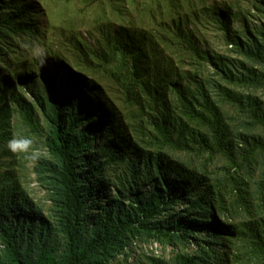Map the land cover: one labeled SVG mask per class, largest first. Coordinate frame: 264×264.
<instances>
[{"label":"trees","instance_id":"1","mask_svg":"<svg viewBox=\"0 0 264 264\" xmlns=\"http://www.w3.org/2000/svg\"><path fill=\"white\" fill-rule=\"evenodd\" d=\"M84 3L86 36L69 34L54 57L73 83L61 82L47 107L40 101L49 158L36 173L50 221L20 189L6 147L16 134L12 104L28 134H43L34 103L2 75L4 57L34 42L36 13L0 1V264H264V23L238 31L231 6L214 0ZM213 28L235 56L210 47ZM81 82L95 92L89 103H105L99 114L64 90ZM109 88L129 122L149 125L148 150L127 136ZM121 165L125 175L112 181ZM142 183L152 190L139 192ZM137 241L180 249L130 262Z\"/></svg>","mask_w":264,"mask_h":264},{"label":"rangeland","instance_id":"2","mask_svg":"<svg viewBox=\"0 0 264 264\" xmlns=\"http://www.w3.org/2000/svg\"><path fill=\"white\" fill-rule=\"evenodd\" d=\"M2 1V0H0ZM24 5H27L31 11L35 14V20L38 25L36 28V35L34 36V42L42 46L44 53L46 54L47 63L41 68L30 50H26L22 54H13L9 57H4L5 66L2 73L4 80L8 81L11 86L14 87L17 94L22 95L28 101L34 103L37 109L38 118L42 124L43 134L34 135L28 134L26 129L21 126L19 111L17 110V104H12L15 108L12 124L15 129L16 136H30L34 141V146L39 148L44 155L35 163L25 160L23 154H15L13 159H8V163H12V171L14 172L20 189L23 190L27 198L33 203V206L38 207L44 217L53 221L52 204L49 199L46 188L41 184L36 173V166L39 162L49 158L48 148L46 147V131L48 129L45 121V113L43 112V106L40 101L45 103L46 107L49 102H53L55 99V92L59 89L61 82L65 84L73 83L72 79L74 75L70 71L63 68L61 63L57 62L54 57L56 53H60L63 49H60L62 44L66 41V37L71 33H79L86 36L88 14L90 9L85 5V0H20ZM215 4L219 6H231L233 13L237 14V20H234V27L241 31L239 27L244 23H248L254 30L258 25L264 23V0H214ZM94 11L100 9L93 7ZM87 17V20L85 19ZM206 38L209 41L210 47L220 55L235 56L230 52L231 46L226 42V38L220 32H215V29H209L206 32ZM52 49L50 52L48 48ZM14 49V48H13ZM15 50V49H14ZM18 50H15V53ZM3 54V52H2ZM67 55L71 53H65ZM69 62H72V58L67 56ZM209 71H213L211 67H208ZM86 89L84 88V84ZM81 82L77 85L76 89L69 90L64 87V90L72 97L76 93H81V107L87 109L90 112L100 113L99 106L105 109V103L101 100L98 101V105L94 106L89 103L91 95L94 92L92 86L86 82ZM108 98L118 109V113L124 118V131L128 137H131L138 145L146 147L144 140V130L149 125L134 120L129 122L125 116V110L118 94L113 90H108ZM83 128V126L81 127ZM148 129L146 131H148ZM113 131V130H112ZM122 132V131H121ZM100 138V133H97ZM120 141V140H117ZM122 145L121 142L115 143V146ZM125 165H121L115 169H111L107 174L112 178V181H116V177L125 175ZM104 171V170H103ZM152 185L149 183H142L140 185L139 192H146L152 190ZM110 193L113 196L117 195L114 187H110ZM130 195H128V199ZM10 220L17 219V214H10L8 217ZM198 246V240H192L188 247V251H195ZM133 256L130 257V262L134 260L135 256L142 255L143 260L146 262L148 257H156L165 260L171 259L180 246L161 245L154 241H137L133 246ZM131 251V248H130ZM133 251V250H132Z\"/></svg>","mask_w":264,"mask_h":264},{"label":"clouds","instance_id":"3","mask_svg":"<svg viewBox=\"0 0 264 264\" xmlns=\"http://www.w3.org/2000/svg\"><path fill=\"white\" fill-rule=\"evenodd\" d=\"M25 47L29 48L37 64L43 68L47 63V58L42 46L32 42L31 44H26ZM6 147L13 154H23L25 160L32 163L37 162L44 155L39 148L34 146V141L30 136H16L14 134L7 141Z\"/></svg>","mask_w":264,"mask_h":264}]
</instances>
